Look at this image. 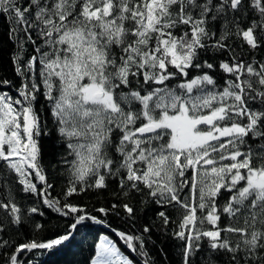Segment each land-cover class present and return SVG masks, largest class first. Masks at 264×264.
<instances>
[{"label":"snow or ice","instance_id":"6c2138e0","mask_svg":"<svg viewBox=\"0 0 264 264\" xmlns=\"http://www.w3.org/2000/svg\"><path fill=\"white\" fill-rule=\"evenodd\" d=\"M0 18L20 78H0L16 93L0 91V264H33L25 253L54 249L89 221L155 264L152 225L136 235L107 220H134L137 198L172 226L179 264H264V0H0ZM40 97L66 178L57 196L42 164ZM90 191H110V206L70 199ZM20 192L38 198L26 212ZM40 203L70 218L62 234L41 237ZM25 224L32 238L10 235ZM90 264L136 262L100 236Z\"/></svg>","mask_w":264,"mask_h":264},{"label":"trees","instance_id":"16d2710c","mask_svg":"<svg viewBox=\"0 0 264 264\" xmlns=\"http://www.w3.org/2000/svg\"><path fill=\"white\" fill-rule=\"evenodd\" d=\"M8 27H11V25ZM12 44L13 42L9 40L7 36L5 22L3 18H0V78H7L13 81L14 85L18 86L20 78L16 76L14 66L11 62V56L13 55ZM211 55V52L207 55L202 54V58L207 59ZM0 91H7L12 95L16 94L14 89H10L7 86L0 87ZM41 105L45 107L41 110L40 115L43 120L47 122V131L49 133L40 138L43 148L42 164L46 169L49 182L55 185L51 193L53 196H57L60 194L66 178L59 174L61 166L57 165L59 151L58 133L55 130V124L51 118L50 111L47 110L46 102L42 97L39 98V103L36 107L41 108ZM2 166V162H0V167ZM18 187V185H13L12 190L15 192ZM6 190V187L3 185V177L0 176V199L5 197ZM70 199L74 203L87 205L89 210L103 205L110 206L112 202L110 191H105L103 193H93L90 191L85 194L74 195ZM16 201L26 212L28 207L37 203L38 198L35 195L20 192L16 195ZM133 203L137 209L135 219L129 220L123 212H121L119 216L109 214L107 220L111 226L131 234L139 235L145 225H152V239L146 242V250L149 252L150 257L155 261V264H179V245L182 242L171 237L170 233L172 231V226H169L167 231H165L162 222L156 219L155 213L157 206L153 204H143L140 202V198L134 200ZM39 206L45 215L43 217L35 215L33 218L45 226L43 233H41V237L48 239L52 238L54 234H62L64 225L69 222L70 218L60 217L54 211L43 206L42 203H40ZM4 215V210L0 209V219H2ZM169 215L174 220L179 219L177 214L171 210H169ZM20 233L23 235H19L15 231L10 232V235L18 237V239L21 240L32 238V229L29 224H25L24 227L20 229ZM102 233L110 234L124 248H127L125 247L126 245L121 243L120 238L112 232L89 221L86 226L79 227V230L75 232L74 236L62 245L56 246L54 249L50 250H36L32 253H25V256L29 260H32L33 264H90V259L95 254V243L98 242ZM161 249L164 250L163 253ZM128 254L136 264H143V257L136 255V253L132 251ZM196 259H202V255L197 256Z\"/></svg>","mask_w":264,"mask_h":264},{"label":"rangeland","instance_id":"374dc122","mask_svg":"<svg viewBox=\"0 0 264 264\" xmlns=\"http://www.w3.org/2000/svg\"><path fill=\"white\" fill-rule=\"evenodd\" d=\"M9 94H11V93H9ZM12 95V94H11ZM100 236H107L110 240H112L116 245H117V247L118 248H120V250H121V252H122V254H124V255H126V256H128L129 258H130V256H129V254L128 253H130V251L127 249V248H124L113 236H111L110 234H108V233H102ZM100 238V237H99ZM98 241H99V239H98ZM122 244H123V242H121ZM123 245H125V244H123ZM128 251H126V250ZM131 259V258H130Z\"/></svg>","mask_w":264,"mask_h":264},{"label":"water","instance_id":"95a60500","mask_svg":"<svg viewBox=\"0 0 264 264\" xmlns=\"http://www.w3.org/2000/svg\"><path fill=\"white\" fill-rule=\"evenodd\" d=\"M100 226H102L103 228H105L106 230H108V231H110V229L109 228H107V227H105L104 225H100ZM111 232V231H110ZM114 234V233H113ZM115 235V234H114ZM121 242H123L122 240H121ZM123 244H124V242H123ZM126 247V246H125ZM129 250V249H128ZM130 252H131V250H129Z\"/></svg>","mask_w":264,"mask_h":264}]
</instances>
